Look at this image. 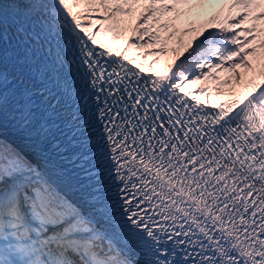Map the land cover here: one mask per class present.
Segmentation results:
<instances>
[{
	"label": "rangeland",
	"instance_id": "374dc122",
	"mask_svg": "<svg viewBox=\"0 0 264 264\" xmlns=\"http://www.w3.org/2000/svg\"><path fill=\"white\" fill-rule=\"evenodd\" d=\"M81 1L88 8H94L91 0ZM138 3L137 9L130 12L125 9ZM108 4L110 10L101 9L102 14L113 19L117 14L125 16L126 22H132V25L124 34L131 35L135 42H144L145 49L158 46L160 55L177 53L188 57L199 46H205L201 54H207L212 60L208 62L197 56L196 62L192 61L188 66L190 73L199 78L216 83L226 77L225 81L231 82L254 67L264 70V0H110ZM115 22L120 29L116 19ZM148 39H154V44L149 45ZM216 65L220 67L212 71ZM204 66L207 69H201ZM2 167L0 164V169ZM28 189L27 198L34 192L32 197L48 204L37 188ZM47 210L46 215L51 217ZM38 218L41 219L31 220L38 221ZM56 220L54 218L50 226H58L64 218ZM9 227L10 224L0 226V231L8 230L9 234L7 238L0 234V264H27L32 256L21 258L17 248L25 237L17 227ZM29 233H34V229L30 228ZM49 253L55 256L54 250ZM68 258L73 264H87L76 253Z\"/></svg>",
	"mask_w": 264,
	"mask_h": 264
},
{
	"label": "bare ground",
	"instance_id": "6f19581e",
	"mask_svg": "<svg viewBox=\"0 0 264 264\" xmlns=\"http://www.w3.org/2000/svg\"><path fill=\"white\" fill-rule=\"evenodd\" d=\"M3 1L11 2L16 5L28 3L27 7L30 10L37 11L54 19L69 22L70 25L78 27V29L83 32H87L88 30V28H86V24L88 23L85 22L86 14L84 12L87 8L82 6L83 2L81 0H46L36 4L29 3L32 0ZM108 2H110V0H91V5L95 10L102 9L108 12L110 10L109 8H111ZM138 5L139 3L129 8L125 7V9L127 12H130L133 9H137ZM115 19L120 26V33H125L132 25V22H126L125 16L117 14ZM91 38L94 43L98 45H103L106 41L102 30L94 31ZM148 42L149 45H153L154 39H148ZM138 44L145 45L144 42H138ZM204 48L205 46H199L194 51L193 55L188 57H181V55L177 54L175 58L179 60V63L175 66V70L179 69V67L183 69L189 68L188 66L192 61L196 62L197 56L207 59V61L210 62L212 58L207 57L205 53L201 54ZM146 52H158L157 54H159V48L158 46H153L151 49H146ZM216 62L217 61H215V63ZM136 63L140 65L139 61H136ZM219 67V65H216V68H213L212 71L217 70ZM201 69L207 68L204 66L201 67ZM172 74L173 72L171 71L169 76H165L166 81L172 77ZM248 74L249 75L243 80L245 85L237 89V93L245 96L259 93L261 96H264V74L262 70L258 67H254ZM215 78L216 77H214V79ZM225 78L226 77L220 79V81H216V84L225 81ZM175 82L176 81H171V84ZM216 99L217 97H213L211 100L216 101ZM0 164L3 166L2 169H0V219L3 221L7 219L4 213L11 207L10 204H14L15 201L26 197L28 192L27 189L33 186L41 192L40 197L48 201V204H43L50 210L49 214H51V218L46 220V224L49 227L43 226V228H35L34 233L23 235L30 238L29 252L34 253L32 260L35 259V262H32V264H41L38 260H43V258L44 260L49 259L52 262L57 261L55 257H50L49 255L45 257L47 255L46 252L43 258L39 256V253H43L40 247H44L43 245L46 243V239L56 238L55 234L48 231L50 228H53L50 226V222L53 218L57 220L64 218V222L61 224L59 230L60 232L72 230L69 232V235L73 236V238L70 239L69 242H66L67 246H70L74 240L82 244V246H86L88 249H94L98 252L100 260L96 261L93 257H90L88 264H103V262H105L104 264H138L126 247L111 236L100 224L94 221L92 216L81 206L76 204L69 195L64 193L37 162L28 158L19 148H16L2 135H0ZM0 234H2L4 238L9 236L8 231H4ZM34 244L35 247H33ZM72 251L73 250L68 247L66 253L70 254ZM57 257L58 260L63 261L65 264H72L66 254H57Z\"/></svg>",
	"mask_w": 264,
	"mask_h": 264
}]
</instances>
